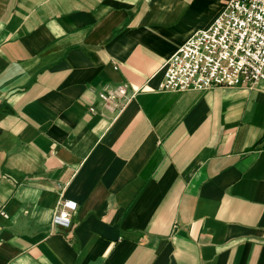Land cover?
Wrapping results in <instances>:
<instances>
[{
    "label": "crops",
    "instance_id": "crops-1",
    "mask_svg": "<svg viewBox=\"0 0 264 264\" xmlns=\"http://www.w3.org/2000/svg\"><path fill=\"white\" fill-rule=\"evenodd\" d=\"M223 2L0 0V264H264V80L161 89Z\"/></svg>",
    "mask_w": 264,
    "mask_h": 264
},
{
    "label": "built area",
    "instance_id": "built-area-1",
    "mask_svg": "<svg viewBox=\"0 0 264 264\" xmlns=\"http://www.w3.org/2000/svg\"><path fill=\"white\" fill-rule=\"evenodd\" d=\"M264 80V0H224L204 28L195 29L165 60L161 89L182 91L212 85H254ZM115 102L126 96L124 85L100 93ZM64 207L74 204L64 199ZM67 226L69 212L53 215Z\"/></svg>",
    "mask_w": 264,
    "mask_h": 264
}]
</instances>
